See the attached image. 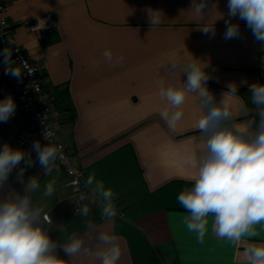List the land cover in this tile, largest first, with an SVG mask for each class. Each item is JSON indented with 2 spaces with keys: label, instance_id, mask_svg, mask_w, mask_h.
Returning <instances> with one entry per match:
<instances>
[{
  "label": "crops",
  "instance_id": "obj_1",
  "mask_svg": "<svg viewBox=\"0 0 264 264\" xmlns=\"http://www.w3.org/2000/svg\"><path fill=\"white\" fill-rule=\"evenodd\" d=\"M0 1L13 23L16 43L54 96L59 110L54 133L84 170L83 203L91 209L90 218L98 231L118 237L122 248L118 264H248L245 250L264 246V231L259 228L256 237L231 242L212 233L209 217L208 232L199 243L185 227L188 213L178 203V195L193 186L189 177L197 170L205 144L196 128L203 109L197 96L189 93L179 109L184 113L181 121L175 129L169 128L161 117L169 106L158 86L159 81L165 88L186 81L183 68L195 59L204 67L209 77L206 86L216 101L228 103L240 122L250 118L242 113L245 107L254 110L250 86L264 84L263 42L254 39L238 16H228V0H207L200 16L191 10L193 0ZM47 11L53 13L54 26L38 37L23 20ZM152 11L161 16L160 24L153 27ZM228 20L239 25V38H223ZM202 27L212 30L205 34ZM106 50L112 52L113 61L104 57ZM121 56L123 62L116 63ZM173 61L179 65L174 73L167 70ZM231 89L237 90L235 94ZM8 96L6 89L0 91V101ZM21 125L20 118L0 125V148L11 142ZM37 140L22 149L36 161L26 168L25 183L39 164L32 151ZM21 167L23 163L0 188V197L12 190L23 194L24 185L17 180ZM58 167V173L40 177L33 203L52 218L51 238L65 243L72 233L83 236L86 226L85 218L71 206L66 175ZM89 177L113 191L117 209L113 220H102L99 202H91ZM50 180H55V192L45 198L44 185ZM59 256L69 259L62 250ZM76 264L99 261L80 256Z\"/></svg>",
  "mask_w": 264,
  "mask_h": 264
},
{
  "label": "clouds",
  "instance_id": "obj_2",
  "mask_svg": "<svg viewBox=\"0 0 264 264\" xmlns=\"http://www.w3.org/2000/svg\"><path fill=\"white\" fill-rule=\"evenodd\" d=\"M206 6L207 0H193L191 10L200 16ZM227 7L230 18L238 16L251 30L254 39L264 42V0H228ZM160 22V12L152 11L151 26ZM225 23L223 38H239V25L230 20ZM44 26L45 21L39 20L37 28ZM201 30L207 34L212 29L202 27ZM2 55L9 66L8 74L19 78L21 71L12 65L11 50L5 48ZM103 55L106 60L113 61L111 51L106 50ZM115 62L122 63L123 57H117ZM178 66L176 62H170L167 70L174 73ZM183 72L186 81L179 85L171 84L165 88L163 81L158 82L159 94L169 106L161 112V117L169 128L175 129L181 121L184 113L179 109L189 93L197 96L203 109L196 128L205 138V144L197 161V170L189 177L193 186L178 195V203L188 213L183 223L189 232L196 234L199 243L204 242L208 232L209 217H212L211 231L220 239L239 242L245 237L254 238L258 228L264 231V84L250 86L254 110L245 107L242 114L250 118L240 122L230 105L223 100L217 102L208 90L209 77L198 61L194 59ZM236 91L231 89L230 93ZM15 110L13 97L0 101V122H7ZM42 135L48 143L41 145L40 141H34L32 151L36 153L43 175L50 177L59 172L57 161H63L64 155L62 146L53 144L54 133L49 127ZM35 162L31 152L13 149L8 143L0 148V188L7 184L13 170L21 163L24 165L17 171V180L24 185L23 194L12 190L0 197V264H69V261L76 264L80 256L90 257L99 264H118L122 256L118 237L98 231L90 218L89 205L83 203L86 199L83 194L77 201L76 212L85 218V234L72 233L65 243L51 238L52 218L33 203V194L40 190V178L32 176L26 183L23 181L26 168ZM86 184L91 188V202H99L101 219L113 220L117 216L113 191L106 189L102 181L94 183L92 177ZM54 192L55 180L46 182L43 197H51ZM60 230L64 232L63 228ZM59 250L69 259H62ZM244 256L248 264H264V246L248 247Z\"/></svg>",
  "mask_w": 264,
  "mask_h": 264
},
{
  "label": "built area",
  "instance_id": "obj_3",
  "mask_svg": "<svg viewBox=\"0 0 264 264\" xmlns=\"http://www.w3.org/2000/svg\"><path fill=\"white\" fill-rule=\"evenodd\" d=\"M39 20L45 21L43 28H37ZM23 22L36 36L52 30L54 16L47 11ZM5 48L11 50V61L13 67H19L21 75L19 78L8 74V65L4 63L2 55ZM34 70V71H33ZM31 72V73H30ZM6 89L13 97L16 110L14 115L7 121L20 118L22 125L17 135L9 143L13 149H23L33 138L38 137L43 145L48 141L43 138L42 133L47 127L54 133L55 122L59 118V110L54 105V96L44 86L42 79L36 72V66L28 57L22 46L16 43L14 38L13 23L5 13L4 4L0 1V91ZM6 122H0V125ZM55 145L62 146L64 160L57 161L66 175L65 184L69 187L70 201L73 210L79 207V197L85 195L84 170L76 164L65 149L63 142L58 140L55 133L52 137ZM43 175V169L38 164L33 176L39 178Z\"/></svg>",
  "mask_w": 264,
  "mask_h": 264
},
{
  "label": "rangeland",
  "instance_id": "obj_4",
  "mask_svg": "<svg viewBox=\"0 0 264 264\" xmlns=\"http://www.w3.org/2000/svg\"><path fill=\"white\" fill-rule=\"evenodd\" d=\"M260 64L262 66V72H263V83H264V42H263V46H262V54L260 56Z\"/></svg>",
  "mask_w": 264,
  "mask_h": 264
}]
</instances>
